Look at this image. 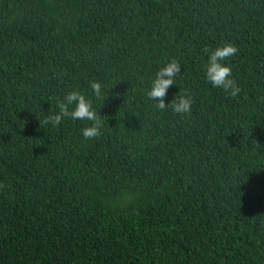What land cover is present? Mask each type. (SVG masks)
I'll list each match as a JSON object with an SVG mask.
<instances>
[{"label": "trees", "instance_id": "1", "mask_svg": "<svg viewBox=\"0 0 264 264\" xmlns=\"http://www.w3.org/2000/svg\"><path fill=\"white\" fill-rule=\"evenodd\" d=\"M173 58L183 115L147 95ZM72 90L99 137L44 123ZM0 264H264V0H0Z\"/></svg>", "mask_w": 264, "mask_h": 264}, {"label": "clouds", "instance_id": "2", "mask_svg": "<svg viewBox=\"0 0 264 264\" xmlns=\"http://www.w3.org/2000/svg\"><path fill=\"white\" fill-rule=\"evenodd\" d=\"M238 49L231 43H225L221 46L211 49L204 47L202 52L207 56L205 65V78L209 84L215 88L222 89L228 95L235 97L241 89L236 80L232 78V69L226 63L230 57L237 53ZM181 65L173 58L166 61L156 73L147 95L150 99L157 101L156 107L159 110L171 108L173 112L183 115L191 111L192 98L187 91L176 96L170 104L165 103V97L168 89L175 82V77L180 73ZM91 91L99 97L102 91V85L98 81H91L89 84ZM58 112L50 113L44 123L59 125L64 118L73 120L91 121V126H85L81 133L85 139L99 137L102 123L92 106L90 99L86 98L78 90L68 92L62 100L57 103Z\"/></svg>", "mask_w": 264, "mask_h": 264}]
</instances>
